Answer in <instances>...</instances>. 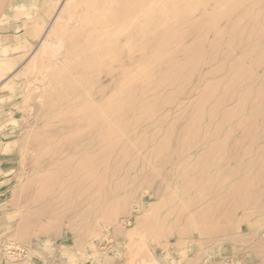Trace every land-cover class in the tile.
Listing matches in <instances>:
<instances>
[{
	"label": "rangeland",
	"instance_id": "1",
	"mask_svg": "<svg viewBox=\"0 0 264 264\" xmlns=\"http://www.w3.org/2000/svg\"><path fill=\"white\" fill-rule=\"evenodd\" d=\"M79 1L0 0V264H264V0Z\"/></svg>",
	"mask_w": 264,
	"mask_h": 264
},
{
	"label": "bare ground",
	"instance_id": "2",
	"mask_svg": "<svg viewBox=\"0 0 264 264\" xmlns=\"http://www.w3.org/2000/svg\"><path fill=\"white\" fill-rule=\"evenodd\" d=\"M71 1H73V0H71ZM71 1H70V0H65L64 4L62 5L63 7H62L60 10L62 11V10L64 9V6H66V5H67L68 3H70ZM78 1H79V0H78ZM82 1H84V3H83V2L80 3V1H79V3L84 5L85 2H86L87 0H82ZM91 1H92V0H91ZM95 1H98V0H95ZM99 1H100V0H99ZM103 1H104V0H103ZM105 1H106V0H105ZM111 1L114 2L113 0H111ZM134 1H135V0H134ZM146 1H147V0H146ZM156 1H157V0H156ZM168 1H169V0H168ZM180 1H181V0H178L177 3H179ZM190 1H192V0H190ZM211 1H212V0H211ZM75 2H76V1H75ZM75 2H73V3L71 4V5H72L71 7L68 6V7H69V8H68L69 10H70L71 8L76 9L77 6L74 7V3H75ZM87 2H88V1H87ZM126 2H127V1H126ZM131 2H132V1H131ZM136 2H137V0H136ZM139 2H140V1H139ZM152 2L154 3V1H152ZM158 2H159V1H158ZM161 2H162V1H161ZM185 2H186V1H185ZM203 2H204V1H203ZM209 2H210V1H209ZM90 3H91V2H88V4H90ZM97 3H98V2H97ZM100 3H101V5H102L104 2H103V3L100 2ZM128 3H129V2H128ZM132 3L134 4V2H132ZM148 3H149V2H148ZM153 3H152V4H153ZM156 3H157V2H156ZM156 3H154V4H156ZM194 3H195V2H194ZM194 3H193V4H194ZM222 3H223V2H222ZM80 4L78 5V3H77L78 6H81ZM88 4H86V6H87ZM91 4H92V3H91ZM133 4H132V5H133ZM137 4H138V3H137ZM158 4H159V3H158ZM158 4H157V5H158ZM179 4H180V3H179ZM181 4H182V3H181ZM185 4H186V3H185ZM203 4H204V3H203ZM205 4H207V3H205ZM236 4H237V3H236ZM68 5H69V4H68ZM75 5H76V3H75ZM123 5H124V4H123ZM125 5H126V4H125ZM128 5H129V4H128ZM128 5H127V6H128ZM194 5H195V4H194ZM223 5H224V4H223ZM241 5H242V4H241ZM241 5H240V6H241ZM89 6H90V5H89ZM97 6H98V5H97ZM127 6H126V7H127ZM129 6H131V5H129ZM133 6H134V5H133ZM152 6H153V5H152ZM163 6H164V7H163V10H164V13H163V14H165L168 10L173 11L174 9H176V6H177V5H175V4H174V5H172V4L170 5V4H168V5H163ZM184 6H185V5H184ZM199 6H200V5H199ZM201 6H202V5H201ZM92 7H93V6H92ZM102 7H103V6H101L100 8H102ZM141 7H142V6H141ZM141 7H140V8H141ZM155 7H156V6H155ZM181 7L183 8V6H181ZM202 7H203V6H202ZM204 7H205V6H204ZM229 7H230V6H229ZM94 8H95V6H94ZM94 8H93V10H94V11H97V10H95L96 8H95V9H94ZM127 8H128V7H127ZM132 8H133V7H132ZM68 9H66V15L68 14ZM89 9H91V8L89 7ZM111 9H112V8H111ZM114 9H115V8H114ZM118 9H119V8H118ZM145 9H146V8H145ZM156 9H157V8H156ZM158 9H159V8H158ZM158 9H157V10H158ZM189 9H190V8H189ZM189 9H188V10H189ZM93 10H91V11H93ZM119 10H120V9H119ZM123 10H124V9H123ZM123 10H122V11H123ZM132 10H133V9H132ZM191 10H192V9H191ZM197 10H198V9H197ZM211 10H212V9H211ZM243 10H244V9H243ZM58 11H59V9H58ZM71 11H73V10H71ZM102 11H103V10H102ZM102 11H101V12H102ZM109 11H110V10H109ZM150 11H151V10H150ZM213 11H214V10H213ZM225 11H226V10H225ZM69 12H70V11H69ZM82 12H83V11H82ZM99 12H100V11H99ZM106 12H107V11H106ZM110 12H111V11H110ZM120 12H121V10H120ZM134 12H135V11H134ZM134 12H133V14H134ZM197 12H198V11H197ZM206 12H208V11H206ZM211 12H212V11H211ZM211 12H210V13H211ZM259 12H260V11H259ZM77 13H78V12H77ZM79 13H80V12H79ZM92 13H93V12H92ZM96 13H98V11H97ZM96 13H95V14H96ZM113 13H114V12H113ZM116 13H119V12H116ZM124 13H125V12H124ZM193 13H194V12H193ZM213 13H215V11H214ZM217 13H218V12H217ZM219 13H220V12H219ZM226 13H227V12H226ZM72 14H73V16H74V12H73ZM72 14L69 13L68 15L70 16V15H72ZM95 14H94V15H95ZM99 14H100V13H99ZM99 14H98V15H99ZM107 14H108V13H107ZM148 14H149V13H148ZM168 14H169V13H168ZM174 14H175V13H174ZM59 15H62V14H60V11H59ZM68 15H67V19H66L67 21H68ZM81 15H82V14H81ZM90 15H91V16H94V15H92L91 13H90ZM127 15H128V14H127ZM127 15H126V16H127ZM136 15H137V14H136ZM186 15H187V14H186ZM207 15H208V14H207ZM212 15H213V14H212ZM212 15H211V16H212ZM216 15H217V14H216ZM228 15H229V14H228ZM228 15H227V16H228ZM230 15H231V14H230ZM261 15H262V14H261ZM95 16H96V15H95ZM112 16H113V15H112ZM194 16H195V15H194ZM203 16H205V15H203ZM211 16H210V17L208 16L209 18H208V17H206V18L210 19ZM213 16H214V15H213ZM246 16H247V15H246ZM56 17H58V16L55 15V18H53V19H56ZM77 17H79V15H78ZM80 17H81V16H80ZM97 17H98V16H96V18H97ZM113 17H116V16H113ZM119 17H120V16H119ZM119 17H118V18H119ZM172 17H173V16H172ZM189 17H190V16H189ZM229 17H230V16H229ZM251 17H252V14H251ZM255 17H256V16H255ZM69 18H72V16H70ZM73 18H75V17H73ZM81 18H83V16H82ZM110 18H111V17H110ZM127 18H128V17H127ZM158 18H159V17H158ZM175 18H176V17H175ZM222 18H223V17H222ZM226 18H227V17H226ZM234 18H235V17H234ZM57 19H59V21H60V17H58ZM134 19H135V16L133 15V16L128 20V23H129V24L132 23V22L134 21ZM74 20L77 21V19H74ZM82 20H83V19H82ZM92 20H94V19L92 18ZM95 20H96V19H95ZM205 20H207V19H204V21H205ZM212 20H213V18H211V21H212ZM215 20H216V19H215ZM243 20H245V19H243ZM33 21L36 22V20H33ZM64 21H65V20H64ZM69 21H70V19H69ZM75 21H74V23H75ZM80 21H81V20H80ZM83 21H84V20H83ZM83 21H81V22H83ZM87 21H88V20H87ZM96 21H97V20H96ZM138 21H139V20H138ZM147 21H148V20H147ZM170 21H171V20H170ZM85 22H86V21H85ZM89 22L92 23L91 21H89ZM135 22H136V20H135ZM139 22H140V21H139ZM151 22H155V21H153V19H152L150 22H148V26L146 27L147 29H145V30H149V31L151 30V26H152V25H151ZM178 22H179V21H178ZM193 22H194V21H193ZM208 22H209V21H208ZM246 22H247V21H246ZM67 23H68V22H67ZM93 23H94V22H93ZM93 23H92V24H93ZM157 23H161V22H157ZM239 23H240V22H239ZM62 24H63V23H62ZM69 24H70V22H69L68 24H66V25L63 24V26H61L60 23H59L58 25L64 28V27H66V26L69 25ZM71 24H72V23H71ZM75 24H78V23H75ZM136 24H137V23H136ZM142 24H143V23H142ZM149 24H150L151 26H150ZM196 24H197V23H196ZM226 24H227V23H226ZM249 24H250V22H249ZM58 25H56V26H58ZM72 25H73V24H72ZM89 25H91V24H89ZM166 25H168V24H166ZM170 25H171V24H170ZM176 25H177V23H176ZM197 25H198V24H197ZM205 25H206V24H205ZM69 26H71V25H69ZM74 26L77 27L78 25H74ZM79 26H80V25H79ZM161 26H162V25H161ZM163 26H164V25H163ZM172 26H173V25H172ZM195 26H196V25H195ZM251 26H252V25H251ZM251 26H250V27H251ZM133 27H134V26H133ZM139 27H140V25H139ZM166 27H167V26H166ZM166 27H165V28H166ZM241 27H242V26H241ZM56 28H57V27H56ZM59 28H60V27H59ZM63 28H60V29H63ZM66 28H67V27H66ZM66 28H64V29L66 30ZM70 28H73V26L70 27ZM77 28H78V27H77ZM90 28H91V27H90ZM122 28H123V27H122ZM122 28H121V29H122ZM152 28L154 29V27H152ZM208 28H209V27H208ZM212 28H213V25H212ZM219 28H220V27H219ZM16 29H17V31L20 30V29L17 28V27H16ZM40 29H41V28H40ZM51 29H52V28H51ZM54 29H55V28H54ZM67 29H68V28H67ZM73 29H74V28H73ZM108 29H109V28H108ZM133 29H134V28H133ZM142 29H143V28H142ZM142 29H141V30H142ZM31 30H32V29H31ZM56 30H57V29H56ZM71 30H72V29H71ZM109 30H110V29H109ZM124 30H125V29H124ZM158 30H159V29H158ZM166 30H167V29H166ZM199 30H200V29H199ZM212 30H213V29H212ZM36 31H41V30H36ZM57 31H59V30H57ZM57 31H56L55 34H57ZM60 31H61V30H60ZM60 31L58 32L59 35L61 34ZM72 31H73V30H72ZM74 31H75V30H74ZM78 31H79V30H78ZM100 31H102V30H100ZM100 31H99V32H100ZM116 31H117V29H116ZM127 31H128V29H127ZM213 31H214V30H213ZM219 31H220V30H219ZM34 32H35V30H34ZM52 32H53V31H52ZM61 32H63V30H62ZM64 32H65V31H64ZM64 32L62 33L63 35H64ZM120 32H122V31H120ZM125 32H126V31H125ZM140 32H141V31H140ZM165 32H166V31H165ZM255 32H256V31H255ZM67 33H68V31H67ZM163 33H164V31H163ZM35 34H37V33H35ZM55 34H53V35H55ZM73 34H75V33H73ZM140 34H141V33H140ZM144 34H145V33H144ZM154 34H155V33H154ZM177 34H178V33H177ZM207 34H208V33H207ZM28 35H30V34H28ZM63 35H62V36H63ZM68 35H69V34H68ZM156 35H157V37H158V34H156ZM0 36H1V35H0ZM3 36H4V35H3ZM174 36H175V35H174ZM189 36H190V35H189ZM206 36H208V35H206ZM212 36H213V35H212ZM4 37H5V38H3V39H4L5 41H6V40H9V42H8L9 44L7 45V44L4 43V42H3V44H1V48H0V80H1L2 78L6 77L8 73H11V72L13 71V69L15 68V66L17 65L18 61L20 60V58H18V59H14L15 56H14L13 54H9V52H8V51H9V50H8V47H9V48L12 47V49H13L14 51H16L21 45L24 44V43H22L17 37H16L17 39H12L11 37H13V36H4ZM56 37L58 38V35H57ZM56 37H55V38H56ZM59 37H60V36H59ZM68 37H69V36H68ZM157 37H156V38H157ZM229 37H231V35H229ZM61 38H62V37H61ZM3 39H2V40H3ZM42 39H43V38H42ZM69 39H70V38H69ZM152 39H153V38H152ZM170 39H171V38H170ZM79 40H80V39H79ZM87 40H88V39H87ZM91 40H92V39H91ZM98 40H99V39H98ZM155 40H156V39H153V41L150 43V45H151L152 43H153V45H156L155 43L157 42V40H156V41H155ZM178 40H179V39H178ZM13 41H14V44H11V43H13ZM61 41L64 42L63 39H61ZM89 41H90V40H89ZM154 41H155V43H154ZM158 41H160V40L158 39ZM170 41H171V40H170ZM174 41H175V40H174ZM241 41H242V40H241ZM1 42H2V41H1ZM38 42H39V41H38ZM46 42H47V39H46ZM62 42H61V43H62ZM92 42H93V41H92ZM92 42H91V43H92ZM178 42H179V41H178ZM221 42H222V41H221ZM239 42H240V41H239ZM239 42H238V43H239ZM48 43H49V42H47V45H45V47H43V48H41V49L43 50V54L46 52V50H48V52L50 53V55H48V56H49L48 59L52 60V56H53L52 54H55V53H57V52L54 50V48H52V45H51L50 43H49V44H48ZM81 43H82V42H81ZM93 43H94V42H93ZM32 44H33V43H32ZM42 44H43V42H42ZM216 44H217V43H216ZM228 44H229V43H228ZM62 45H64V44H62ZM150 45H149V46H150ZM161 45H164V43H162V41H161ZM173 45H174V44H173ZM223 45H224V44H223ZM240 45H241V44H240ZM240 45H239V46H240ZM28 46H29V45H28ZM145 46H146V45H145ZM167 46H168V45H167ZM216 46H217V45H216ZM245 46H246V45H245ZM39 47H40V46H39ZM62 47H64V49L66 48L65 46H62ZM152 47H154V46H151V47H149V48L151 49ZM157 47H158V46H157ZM163 47H164V46H163ZM225 47H226V46H225ZM229 47H230V46H229ZM232 47H233V46H232ZM237 47H238V46H237ZM226 48H227V47H226ZM66 49L69 50L68 48H66ZM170 49H171V48H169L168 50H170ZM172 49H173V47H172ZM230 49H231V47H230ZM233 49H234V48H233ZM33 50H34V49H33ZM37 50H38V49H37ZM140 50H141V49H140ZM142 50H143V49H142ZM235 50H236V49H235ZM28 51H29V50H28ZM60 51H61V50H60ZM171 51H172V50H171ZM171 51H170V52H171ZM243 51H245V50H243ZM32 52H33V51H32ZM37 52H38V51H37ZM37 52H35V53L32 55V57L27 61V63H26V64H25V65H24L19 71H17V72L15 73L14 78H18V77H20L22 74H25V73L28 72V70L30 69V66L34 65L35 62H36L37 56H38V54H39V53H37ZM64 52H65V51H64ZM64 52H63V53H64ZM71 52H72V51H71ZM71 52H70V53H71ZM26 53H28V52H26ZM41 53H42V51H41ZM49 53H48V54H49ZM60 53H61V52H60ZM221 53H222V52H221ZM241 53H242V52H241ZM45 54H46V53H45ZM61 54H62V53H61ZM77 54H78V53H77ZM165 54H166V53H165ZM167 54H168V53H167ZM239 54H240V53H239ZM23 55H24V54H23ZM40 55H41V54H40ZM55 55H56V54H55ZM55 55H54V56H55ZM59 55H60V54H59ZM62 55H63V54H62ZM67 55H68V54H67ZM110 55H111V54H110ZM112 55H113V54H112ZM172 55H173V54H172ZM172 55H171V56H172ZM60 56H61V55H60ZM144 56H145V55H144ZM241 56H242V55H241ZM241 56H240V57H241ZM46 57H47V54H46ZM62 57H63V56H62ZM69 57H70V56H69ZM140 57H141V56H140ZM219 57H220V56H219ZM44 58H45V57H44ZM56 58L58 59L59 57L56 56ZM63 58H64V57H63ZM145 58L148 59L147 56H145ZM164 58H165V57H164ZM238 58H239V57H238ZM249 58H250V57H249ZM26 59H27V58H26ZM68 59H69V58H68ZM110 59H111V58H110ZM138 59H139V58H138ZM140 59H142V58H140ZM140 59H139L138 61H140ZM146 59H145V60H146ZM218 59H219V58H218ZM218 59H217V60H218ZM24 60H25V59H24ZM41 60H42V59H41ZM44 60H45V59H44ZM53 60H54V59H53ZM55 60H56V59H55ZM55 60H54V61H55ZM131 60H132V59H131ZM142 60H143V59H142ZM142 60H141V61H142ZM160 60H161V59H160ZM215 60H216V59H215ZM257 60H258V59H257ZM42 61H43V60H42ZM42 61H41V62H42ZM54 61H53V62H54ZM59 61H60V60H59ZM132 61H133V60H132ZM141 61H140V62H141ZM171 61H172V60H171ZM197 61H199V60H197ZM38 62H39V60H38ZM47 62H48V61H47ZM60 62H61V61H60ZM67 62H68V60H67ZM71 62H72V61H71ZM91 62H92V61H91ZM143 62H144V61H143ZM154 62H156V59H155ZM157 62H158V61H157ZM215 62H217V61H215ZM240 62H242V61H240ZM55 63H56V62H55ZM55 63H54V64H55ZM187 63H188V62H187ZM187 63H186V64H187ZM257 63H259V62L257 61ZM49 64H50V65H48V63H47V65L45 64V65H46V66H45L43 63H41L42 66H43V65L45 66V67L42 68V70H43V69H46V68L48 69L49 67L52 66V63H51V62H50ZM149 64H150V63H149ZM41 65H40V66H41ZM55 65H56V64H55ZM55 65H54L52 68L57 67V66H55ZM61 65H62V66H63V65L65 66V64H63V63H62ZM154 65H155V64H154ZM156 65H157V64H156ZM34 66H35V65H34ZM42 66H41V67H42ZM19 67H20V66H19ZM190 67H191V66H190ZM32 68H33V66H32ZM35 68H36V67H35ZM153 68H154V67H153ZM38 69H40V67H39ZM47 69H46V70H47ZM151 69H152V68H151ZM151 69H150V70H151ZM40 70H41V69H40ZM40 70H38V71H40ZM42 70H41V71H42ZM46 70H45V72H46ZM52 70L54 71V69H52ZM57 70L59 71V69H57ZM33 71H34V68H33ZM242 71H243V70H242ZM34 72H35V71H34ZM36 72H37V71H36ZM47 72H49V70H48ZM162 72H163V71H162ZM247 72H248V71H247ZM250 72H251V70H250ZM245 73H246V71L243 72L242 77L244 76ZM255 73H256V71H255ZM40 74H41V73H40ZM43 74H44V73H43ZM48 74H50V73H48ZM48 74H47V76H48ZM60 74H61V73H60ZM138 74H139V73H138ZM148 74H149V73H148ZM148 74H147V75H148ZM168 74H169V72H168ZM252 74L254 75V72H253ZM252 74H251V75H252ZM10 75H11V74H10ZM33 75H34V74H33ZM45 75H46V74H45ZM53 75H54V74H53ZM58 75H59V74H58ZM164 75L166 76L167 73H165ZM54 76H56V74H55ZM203 76H204V75H203ZM203 76H202V77H203ZM159 77H160V76H159ZM162 77H163V76H162ZM167 77H168V76H167ZM246 77H247V76H246ZM246 77H245V78H246ZM163 78H164V77H163ZM240 78H241V76H240ZM247 78H248V77H247ZM251 78H252V76H251ZM30 79L32 80V78H30ZM30 79H29V80H30ZM51 79H52V78H51ZM112 79H113V78H112ZM217 79H218V78H216V80H217ZM220 79H221V78H220ZM40 80H41V78H40ZM57 80H58V79H57ZM166 80H167V79H166ZM216 80H215V81H216ZM221 80H222V79H221ZM229 80H230V79H229ZM34 81H39V80H35V79H34L33 82H34ZM75 81H77V80H75ZM116 81H118V80L116 79ZM159 81H160V80H159ZM162 81H163V79H162ZM230 81H231V80H230ZM230 81H229V82H230ZM205 82H206V81H205ZM31 83H32V82H31ZM46 83H47V82H46ZM59 83L62 84V81L59 82ZM59 83H57V85H58ZM155 83H156V82H155ZM155 83H154V84H155ZM212 83H213V81H212ZM212 83H211V84H212ZM214 83H215V82H214ZM28 84H29V83H28ZM33 84H34V83H33ZM33 84H32V85H33ZM35 84H36V82H35ZM118 84H119V83H118ZM170 84H172V83H170ZM182 84H183V83H182ZM116 85H117V84H116ZM149 85H150V84H149ZM161 85H162V84H161ZM216 85H217V84H216ZM225 85H226V84H225ZM228 85H229V84H228ZM234 85H235V84H234ZM150 86H151V85H150ZM207 86H208V85H207ZM207 86H206V88H207ZM212 86L214 87L215 85L213 84ZM26 87H27V86H26ZM26 87H25V88H26ZM28 87H29V86H28ZM28 87H27V89H28ZM60 87H61V86H60ZM131 87H132V86H131ZM202 87H203V86H202ZM209 87H210V86H209ZM31 88H32V87H31ZM44 88H46V87H44ZM35 89H36V88H34V90H35ZM52 89H53V88H52ZM58 89H59V88H58ZM61 89H62V88H61ZM142 89H143V88H142ZM198 89H199V88H198ZM226 89H227V88H226ZM77 90H78V88H77ZM130 90H131V89H130ZM25 91H26V90H25ZM55 91H56V90H55ZM57 91H58V90H57ZM59 91H61V90H59ZM213 91H214V90H213ZM116 92H117V91H116ZM128 92H129V91H128ZM130 92H131V91H130ZM181 92H182V91H181ZM200 92H201V91H200ZM203 92H206V89H205V91H203ZM203 92H201V93H203ZM209 92H210V91H209ZM54 93H55V92H54ZM144 93H145V92H144ZM26 94H27V93H26ZM57 94H58V92L56 93V95H57ZM169 94H170V93H169ZM203 94H204V93H203ZM27 95H28V94H27ZM208 95H209V94H208ZM6 96H7V95H6ZM57 96H58V95H57ZM84 96H85V95H84ZM219 96H220V95H219ZM132 97H134V96H132ZM199 97H200V95H199ZM199 97H198V99H199ZM40 98H41V96H40ZM57 98H58V97H57ZM125 98H126V97H125ZM125 98H124V99H125ZM179 98H180V97H179ZM224 98H225V96H224ZM258 98H260V97H258ZM41 99H42V98H41ZM116 99H117V98H116ZM230 99H231V98H230ZM182 100H183V99H182ZM182 100H181V101H182ZM221 100H222V99H221ZM54 101H55V100H54ZM56 101H57V100H56ZM92 101H93V100H92ZM179 101H180V100H179ZM223 101H224V100H223ZM229 101H230V100H229ZM52 102H53V101H52ZM68 102H69V101H68ZM197 102H198V101H197ZM93 103H95V102H93ZM96 103H97V102H96ZM195 103H196V102H195ZM41 104H42V103H41ZM53 104L55 105V103H53ZM97 105H99V103H97ZM196 105H197V104H196ZM50 106H51V105H50ZM94 106H96V104H94ZM151 106H152V105H151ZM198 106H199V105H198ZM208 106H210V104H209ZM211 106H213V105H211ZM219 106H220V105H219ZM259 106H260V105H259ZM98 107H99V106H98ZM98 107H97V108H98ZM241 107H243V105H241ZM89 108H90V107H89ZM122 108H123V107H122ZM193 108H194V107H193ZM201 108L203 109L204 106H202ZM211 108H212V107H211ZM211 108H210V110H211ZM239 109H240V108H239ZM88 110H89V109H88ZM175 110H176V109H175ZM199 110H200V109H199ZM258 110H259V109H258ZM258 110H257V111H258ZM95 111H96V110H95ZM130 111H131V109H130ZM197 111H198V110H197ZM239 111H240V110H239ZM165 112H166V111H165ZM201 112H202V111H201ZM201 112H200V113H201ZM144 113H145V112H144ZM39 114H40V113H39ZM104 114H106V113H104ZM211 114H212V113H211ZM253 114H255V113H253ZM256 114H257V113H256ZM90 115H92V114H90ZM144 115H145V114H144ZM162 115H163V114H162ZM191 115H192V114H191ZM200 115H202V114H200ZM257 115H259V114H257ZM41 116H42V115H41ZM159 117H160V116H159ZM200 117H201V116H200ZM200 117H199V118H200ZM255 117H256V116H255ZM196 118H197V117H196ZM222 118H223V117H222ZM116 119H117V118H116ZM201 119H202V118H201ZM201 119H199V122H201ZM118 120H119V119H118ZM124 120H126V117L124 118ZM134 120H135V119H134ZM192 121H193V122H191V124L194 123V119H192ZM112 122H114V121H112ZM199 122H198V123H199ZM252 122H254V121H252ZM204 123H205V122H204ZM0 124H1V123H0ZM113 124H114V123H113ZM1 125H2V124H1ZM114 125H115V127H117L116 124H114ZM198 125H199V124H198ZM198 125H197V126H198ZM42 126H44V125H42ZM122 126H123V125H122ZM122 126H121V128H122ZM191 126H193V125H191ZM191 126H190V128H191ZM44 127H46V125H45ZM93 127H94V126H93ZM93 127H92V128H93ZM113 127H114V126H113ZM86 128H87V127H86ZM171 128H172V127H171ZM188 128H189V125H188ZM89 129H90V128H89ZM96 129H97V128H96ZM118 129H119V128H118ZM255 129H256V128H255ZM118 131H121V129L118 130ZM106 132H109V130L106 131ZM115 132H116V131H115ZM187 132H188V131H187ZM196 132H197V131H196ZM196 132L194 131V133H196ZM206 132H207V131H206ZM121 133H122V131H121ZM246 133H247V132H246ZM105 134H106V133H105ZM108 134H109V133H108ZM123 134H124V133H123ZM187 134H189V132H188ZM119 135H120V134H119ZM193 135H194V134H193ZM203 135H204V134H203ZM121 136H122V135H121ZM167 136H168V135H167ZM211 136H212V135H211ZM144 137H145V136H144ZM144 137H143V138H144ZM162 137H163V136H162ZM223 137H224V136H223ZM105 138H106V140H107V138H109V137H105ZM125 138H126V136H125ZM168 138H169V137H168ZM186 138H187V136H186ZM192 138H193V137H192ZM144 139H145V138H144ZM188 139H189V137H188ZM194 139H195V138H194ZM115 140H117V139H115ZM160 140H161V139H160ZM165 141H166V139H165ZM103 142H104V141H103ZM118 142H119V141H118ZM5 144H6V143H5ZM115 144H117V142H115L114 145H115ZM188 144H189V143H188ZM219 144H220V143H219ZM219 144H218V145H219ZM114 145H113V146H114ZM0 146H1V145H0ZM109 146H111V145H109ZM182 146H183V145H182ZM188 146H189V145H188ZM215 147H216V146H215ZM5 148H7V147H5ZM5 148H4V149H5ZM160 148H161V147H160ZM2 149H3V148H2ZM105 149H106V148H105ZM112 149H114V148L112 147ZM164 150H165V149H164ZM234 151H235V150H234ZM103 152H104V150H103ZM117 153H118V152H117ZM96 155H97V154H96ZM209 155H210V154H209ZM90 157H91V156H90ZM126 157H127V156H126ZM203 160H204V159H203ZM150 162H151V161H150ZM150 162H149V163H150ZM153 163H154V162H153ZM260 163H261V162H260ZM77 164H78V163H77ZM83 164H84V163H83ZM100 165H101V164H100ZM227 165H228V164H227ZM203 166H204V164H203ZM97 168H98V167H97ZM262 168H263V166H262ZM257 170H258V169H257ZM261 170H262V169H261ZM198 172H199V171H198ZM261 172H262V171H261ZM261 172H260V174L262 175ZM55 174H56V173H55ZM228 176H229V175H228ZM262 177H264V176H262ZM99 178H100V177H99ZM98 181H99V180H98ZM92 184H93V183H92ZM82 191H83V190H82ZM87 191H88V190H87ZM246 193H247V192H246ZM246 193H245V194H246ZM245 194H244V195H245ZM248 196H249V195H248ZM248 196H247V197H248ZM249 197H250V196H249ZM224 198H225V197H224ZM245 198H246V197H245ZM227 200H228V199H227ZM243 201H244V200H243ZM245 201H246V200H245ZM72 203H73V202H72ZM229 215H230V214H229ZM10 248H11V247H10ZM17 248H18V247H17ZM17 248H16V249H17ZM12 258H13V257H12Z\"/></svg>",
	"mask_w": 264,
	"mask_h": 264
}]
</instances>
